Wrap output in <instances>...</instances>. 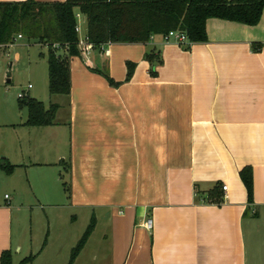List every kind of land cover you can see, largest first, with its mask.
<instances>
[{"label":"crops","instance_id":"crops-1","mask_svg":"<svg viewBox=\"0 0 264 264\" xmlns=\"http://www.w3.org/2000/svg\"><path fill=\"white\" fill-rule=\"evenodd\" d=\"M75 14L84 37L85 19ZM206 34L189 50L163 36L94 48L70 60L68 96H50L43 71L40 95L29 97L58 107L52 126H23L27 112L18 122L0 112V128H9L0 130V162L12 167L0 172L21 171L30 187V170H50L31 198L39 201L40 190L49 198L59 186L71 211L46 215L47 240L25 247L18 264H68L92 221L73 264H264V9L253 27L208 19ZM149 53L160 61L155 77ZM128 62L135 67L124 82ZM244 167L252 169L251 204L239 177ZM17 180L5 182L15 198L0 201V256L10 251L12 264L24 249L13 237ZM216 185L220 205L207 202Z\"/></svg>","mask_w":264,"mask_h":264},{"label":"trees","instance_id":"trees-1","mask_svg":"<svg viewBox=\"0 0 264 264\" xmlns=\"http://www.w3.org/2000/svg\"><path fill=\"white\" fill-rule=\"evenodd\" d=\"M78 9L85 19L86 37L95 48L105 44H146L153 36H165L170 31H182L190 45L207 42L206 21L219 19L245 26H256L264 9V0H66L64 3H39L27 0L0 3V47L13 43L17 36L46 48L48 93L50 96L70 94V60L80 56L79 36L75 32ZM260 52L262 45H251ZM152 53L145 59L150 63V75L160 65ZM156 64V65H155ZM124 82H129L135 65L127 63ZM110 86L118 87L106 74L100 73ZM19 108L25 109L27 119L23 126L42 128L52 126L58 107L48 108L29 96L18 99ZM0 169L9 174L12 167L0 162ZM246 190L247 201H253L251 167L239 173ZM67 186V185H66ZM216 185L208 196V203L220 205L223 196ZM199 201L202 197L196 193ZM94 229V221L85 230L71 252L68 264H73ZM32 258L20 264H30ZM0 264H12L10 251L0 256Z\"/></svg>","mask_w":264,"mask_h":264},{"label":"rangeland","instance_id":"rangeland-1","mask_svg":"<svg viewBox=\"0 0 264 264\" xmlns=\"http://www.w3.org/2000/svg\"><path fill=\"white\" fill-rule=\"evenodd\" d=\"M77 26L81 28L80 24H77ZM79 36H82L81 31ZM15 40L12 47L0 49V112L5 110L11 117L15 116L14 122H18L19 117H26V110L19 108L18 96L22 91L27 90L28 84H31L32 88L27 91V96L34 93L37 96L40 95V76L43 71L47 72V59L45 47L28 42L25 38ZM16 55L19 56L18 60H16ZM45 106L47 107V103H45ZM2 120L0 115V126L4 124ZM0 130L7 133L9 128L1 127ZM38 171L40 170H30L28 172V178L32 182L30 187L23 172H16L12 176L13 178L0 172V201L3 200L4 195L15 198L10 187L5 184L8 179H18L16 182L17 192L21 195V201L15 203L18 209L14 210L13 237L15 243L24 245V249L19 256H16L15 252L13 253L15 264H18L20 260L29 255V253L25 255V250H27L25 247H30V245L35 248L41 247L44 241L47 240L46 215L57 217L59 214H69L71 212L62 205L64 195L62 188H59V186L57 193L49 198H43L41 190L38 191L39 201L31 198V193L34 190L37 191L38 180L40 179L43 185L45 183V173L50 170H46L42 174H38ZM52 235L51 240L49 239L50 242L53 241ZM54 243L56 244L55 241Z\"/></svg>","mask_w":264,"mask_h":264},{"label":"built area","instance_id":"built-area-1","mask_svg":"<svg viewBox=\"0 0 264 264\" xmlns=\"http://www.w3.org/2000/svg\"><path fill=\"white\" fill-rule=\"evenodd\" d=\"M76 18H77V16H76ZM80 31H81V29L76 25L75 32L78 34V36H79ZM20 37L21 36H19V38ZM162 39L165 43H173L174 45H176L178 47H185L189 44V41L187 39L186 34L182 31H170L165 36H163ZM77 48L79 50L80 55L84 56V55L89 54L91 51H93L95 47L91 42H89L88 38L85 35L84 37L79 36ZM29 89H31L30 85L27 86L26 91H22L19 94L18 99H23V98L27 97V91ZM222 190L225 192L227 190V187L223 186ZM151 225H152V222L150 220H147L144 223L143 227L147 230H150Z\"/></svg>","mask_w":264,"mask_h":264}]
</instances>
